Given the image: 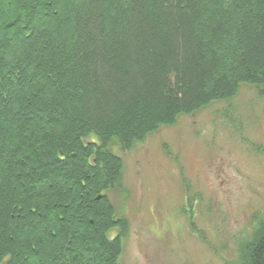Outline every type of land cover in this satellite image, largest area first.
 <instances>
[{
	"label": "trees",
	"instance_id": "obj_1",
	"mask_svg": "<svg viewBox=\"0 0 264 264\" xmlns=\"http://www.w3.org/2000/svg\"><path fill=\"white\" fill-rule=\"evenodd\" d=\"M243 84L264 98V0H0V264H117L111 147Z\"/></svg>",
	"mask_w": 264,
	"mask_h": 264
},
{
	"label": "rangeland",
	"instance_id": "obj_2",
	"mask_svg": "<svg viewBox=\"0 0 264 264\" xmlns=\"http://www.w3.org/2000/svg\"><path fill=\"white\" fill-rule=\"evenodd\" d=\"M111 149L123 171L106 195L127 226L117 264H241L264 222V98L252 86Z\"/></svg>",
	"mask_w": 264,
	"mask_h": 264
}]
</instances>
